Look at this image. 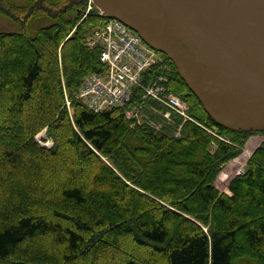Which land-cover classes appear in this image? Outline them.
<instances>
[{
	"label": "trees",
	"instance_id": "obj_1",
	"mask_svg": "<svg viewBox=\"0 0 264 264\" xmlns=\"http://www.w3.org/2000/svg\"><path fill=\"white\" fill-rule=\"evenodd\" d=\"M87 3L0 0L21 28L0 31V264H264V138L227 194L217 174L253 132L215 122L174 66L169 86L194 118L178 136L131 126L139 88L88 110L77 92L103 63Z\"/></svg>",
	"mask_w": 264,
	"mask_h": 264
},
{
	"label": "water",
	"instance_id": "obj_2",
	"mask_svg": "<svg viewBox=\"0 0 264 264\" xmlns=\"http://www.w3.org/2000/svg\"><path fill=\"white\" fill-rule=\"evenodd\" d=\"M93 1L166 54L215 122L264 130V0Z\"/></svg>",
	"mask_w": 264,
	"mask_h": 264
},
{
	"label": "built area",
	"instance_id": "obj_3",
	"mask_svg": "<svg viewBox=\"0 0 264 264\" xmlns=\"http://www.w3.org/2000/svg\"><path fill=\"white\" fill-rule=\"evenodd\" d=\"M88 44L100 46L101 59L107 63L102 75H88L80 89V97L95 113L123 105L129 98L131 86L138 84L140 71L159 60L158 55L147 48L137 35L114 19L107 20L103 27L95 29L88 37ZM146 93L175 113L189 118L186 102L166 93L161 84L154 82L147 86ZM139 110L134 108L127 112V116L139 120ZM163 115L169 118L170 112Z\"/></svg>",
	"mask_w": 264,
	"mask_h": 264
},
{
	"label": "rangeland",
	"instance_id": "obj_4",
	"mask_svg": "<svg viewBox=\"0 0 264 264\" xmlns=\"http://www.w3.org/2000/svg\"><path fill=\"white\" fill-rule=\"evenodd\" d=\"M48 24V20L46 19H38L37 21H35L33 23V28H38L42 25H46ZM21 28L19 27L18 24H16L15 22H13L11 19H9L8 17L4 16V15H0V31L1 32H17L20 31ZM24 50V49H23ZM256 139H251L249 138L244 146V151L242 152L243 154L248 151V150H252L254 148V142H260L263 138H264V132L261 134H256L253 135ZM46 135H45V130L40 132L37 135V139L42 143V144H47L49 143V138L45 139ZM231 166V167H230ZM228 166L226 169V172L228 173V176H225V174L223 173H219L217 174L216 180L214 182L215 187L221 191V192H229L228 188L226 187V183L227 180L230 179V177L234 174H236V171L238 168L234 167L233 165ZM232 168V169H231ZM236 170V171H235ZM192 179H194V177H192Z\"/></svg>",
	"mask_w": 264,
	"mask_h": 264
},
{
	"label": "bare ground",
	"instance_id": "obj_5",
	"mask_svg": "<svg viewBox=\"0 0 264 264\" xmlns=\"http://www.w3.org/2000/svg\"><path fill=\"white\" fill-rule=\"evenodd\" d=\"M231 167V166H230ZM232 169V168H231ZM228 171V170H227ZM236 171V170H235ZM224 173V172H223ZM225 174V173H224ZM235 177V176H234Z\"/></svg>",
	"mask_w": 264,
	"mask_h": 264
}]
</instances>
